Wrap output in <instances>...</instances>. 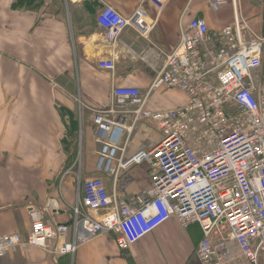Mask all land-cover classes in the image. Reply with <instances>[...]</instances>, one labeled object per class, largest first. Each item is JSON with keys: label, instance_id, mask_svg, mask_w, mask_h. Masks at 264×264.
I'll use <instances>...</instances> for the list:
<instances>
[{"label": "crops", "instance_id": "crops-1", "mask_svg": "<svg viewBox=\"0 0 264 264\" xmlns=\"http://www.w3.org/2000/svg\"><path fill=\"white\" fill-rule=\"evenodd\" d=\"M239 3L244 18L262 31L264 4ZM106 4L126 17L143 5L153 30L143 37L130 27L107 41L97 22ZM232 11L231 5L215 10L210 0H170L161 9L146 0H0V234L27 239L34 217L69 223L84 179L102 176L112 188L113 176L98 169L94 113L114 105L119 86L138 87L151 109L187 104L185 92L156 81L165 57L193 18H206L217 39ZM104 58L115 60V70L99 67ZM133 108L116 111L118 122L132 126L122 139L125 158L162 140L155 126L133 121ZM72 119L77 138L69 135ZM120 177L129 178V199L151 182L147 164ZM202 239L198 223L185 228L172 217L128 249L107 232L64 255L18 245L0 264H204L196 255Z\"/></svg>", "mask_w": 264, "mask_h": 264}, {"label": "built area", "instance_id": "built-area-1", "mask_svg": "<svg viewBox=\"0 0 264 264\" xmlns=\"http://www.w3.org/2000/svg\"><path fill=\"white\" fill-rule=\"evenodd\" d=\"M146 1L161 9L170 0ZM210 4L215 10L231 5L233 21L214 39L207 19L193 18L156 80L185 92L187 104L151 109L138 87H116L114 105L94 113L98 169L113 176V187L102 176L84 179L69 223L34 217L27 239L0 234V259L22 244L75 253L107 232L128 249L176 217L185 228L202 227L196 252L202 263L264 264V28L258 31L244 18L239 0ZM97 22L112 42L127 28L148 37L154 27L143 5L126 17L106 4ZM98 65L116 68L112 58ZM126 104L136 107L133 121L155 126L162 140L125 158L122 139L132 126L118 122L116 111ZM140 164L149 166L151 182L129 199V178L121 180L120 172Z\"/></svg>", "mask_w": 264, "mask_h": 264}, {"label": "trees", "instance_id": "trees-1", "mask_svg": "<svg viewBox=\"0 0 264 264\" xmlns=\"http://www.w3.org/2000/svg\"><path fill=\"white\" fill-rule=\"evenodd\" d=\"M77 134H78V123L75 121V119H72L69 135L77 138L78 136ZM67 143L70 144L68 141Z\"/></svg>", "mask_w": 264, "mask_h": 264}, {"label": "rangeland", "instance_id": "rangeland-1", "mask_svg": "<svg viewBox=\"0 0 264 264\" xmlns=\"http://www.w3.org/2000/svg\"><path fill=\"white\" fill-rule=\"evenodd\" d=\"M253 2H257V3H263L264 4V0H252Z\"/></svg>", "mask_w": 264, "mask_h": 264}]
</instances>
